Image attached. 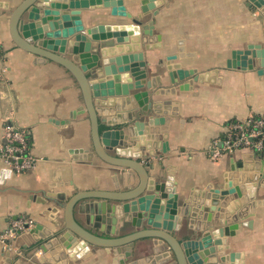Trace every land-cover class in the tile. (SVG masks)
<instances>
[{
    "label": "crops",
    "instance_id": "1",
    "mask_svg": "<svg viewBox=\"0 0 264 264\" xmlns=\"http://www.w3.org/2000/svg\"><path fill=\"white\" fill-rule=\"evenodd\" d=\"M123 1L127 10L137 16L146 0ZM159 1L161 5L156 13L149 11L143 18L144 28L150 27L158 38L149 45H160L153 50H147L144 44L142 47L148 73L146 82L154 87L144 91L158 110V114L149 112L145 118L165 119L163 123L148 126L153 138L148 139V134L142 137L155 156L146 162L154 166L152 177L158 176L159 182H165L166 176L160 175V171L172 172L176 193L185 200L219 189L229 180L239 184L243 177V181L252 183L259 175L258 165L264 160L258 153L238 149L224 154L218 161L211 159V153L214 148L222 149L223 142L232 135V124L251 117L264 118L261 60L249 58L251 66L246 69L228 67L233 52L244 51L249 45H261L264 49V7L258 8L249 0ZM20 2L0 0V145L5 126L13 124L26 133L37 163L32 170L15 173L0 156V236L13 219L21 216L34 219L33 228H41H30L5 243L0 240V264H112L107 249L93 247L89 258L73 263L57 253L58 246L51 242L47 246L52 263L40 261L44 255L40 245L65 227L63 207L44 201L45 196L63 193L68 201L80 192L119 191L115 182L123 170L97 156L89 162L73 158L75 153L83 158L93 150L91 123L83 110L81 89L63 67L39 60L15 45L10 19ZM81 19L87 28L130 23L112 16L111 9H83ZM171 55L178 57L167 62ZM167 63L193 70L196 75L213 70L217 74L203 82H195L191 76L173 86ZM239 163L244 165L243 169L236 168ZM261 170L264 173V166ZM89 202H80L74 209L80 223H85L87 213L83 208ZM237 202L231 203L232 215L237 216L238 212L244 215L229 226L230 231L237 227L232 229L234 235L223 237L231 251L245 253L246 264H264V187L257 186L254 198L233 207ZM201 207L206 206L192 204L191 215L183 218L182 228L174 232L175 237L182 239L194 231L189 229L190 220L197 219L192 212ZM133 231L129 228L124 235ZM143 242L149 241L137 245Z\"/></svg>",
    "mask_w": 264,
    "mask_h": 264
},
{
    "label": "water",
    "instance_id": "2",
    "mask_svg": "<svg viewBox=\"0 0 264 264\" xmlns=\"http://www.w3.org/2000/svg\"><path fill=\"white\" fill-rule=\"evenodd\" d=\"M249 1L258 8L264 7V0ZM160 5L159 0H146L141 13L133 16L123 0H21L11 14L10 33L15 45L39 60L63 67L81 89L83 110L91 123L93 150L83 158L75 153L73 158L89 162L97 156L123 170L115 182L119 191L80 192L68 201L63 193L45 196L44 201L63 207L65 227L40 245L44 254L41 262L50 261L47 245L51 242L58 246L57 253L73 263L89 258L92 248L97 247L109 251L112 264H246L245 253L231 251L224 237L234 235L232 229L237 227L231 232L229 226L244 215L238 212L233 216L231 203L239 200L232 204L238 208L237 205L255 197L257 186L264 187L261 170L264 160L258 165L259 175L252 183L243 181V177L239 184L229 180L219 189L208 190L204 198L194 195L189 200L177 195L172 172L160 171L166 181L159 182L158 176L151 174L154 166L146 163L155 156L142 137L148 134V139L153 138L148 126L163 123L165 119L145 118L149 112L158 114V110L144 91L154 87L146 82L148 73L142 47L144 44L147 50H153L160 45H149L158 38L150 27L144 28L143 18L149 11L155 14ZM83 9H111L112 16L130 23L87 28L81 19ZM177 57L168 56L167 62ZM251 57L259 58L264 67L261 45H249L244 51L233 52L228 67L246 69L251 66L248 64ZM166 69L173 86L191 76L195 82H203L217 74L213 70L196 75L193 70H182L181 66L169 63ZM165 150L163 147L164 153ZM237 167L243 169L244 165L239 163ZM85 201L90 202L83 208L87 213L83 224L76 220L74 209ZM197 203L206 207L192 212L198 220L191 219L189 229L196 235L193 231L182 239L175 237L174 232L182 228L183 218L191 215L192 204ZM129 228L134 231L124 235ZM144 240L149 242L137 245Z\"/></svg>",
    "mask_w": 264,
    "mask_h": 264
},
{
    "label": "built area",
    "instance_id": "3",
    "mask_svg": "<svg viewBox=\"0 0 264 264\" xmlns=\"http://www.w3.org/2000/svg\"><path fill=\"white\" fill-rule=\"evenodd\" d=\"M0 45V53H1ZM232 135L223 142L222 149L211 153V159L218 161L225 153L238 149H250L264 159V118H249L232 124ZM4 141L0 145V156L6 167L15 173H24L35 168L37 159L30 150V143L26 133L13 124L4 128ZM35 226V220L26 216L15 218L0 240L5 243L15 239Z\"/></svg>",
    "mask_w": 264,
    "mask_h": 264
}]
</instances>
